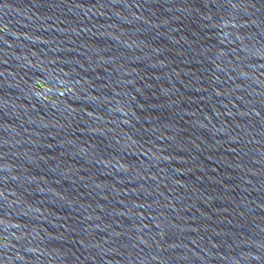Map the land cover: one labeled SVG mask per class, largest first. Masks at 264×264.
<instances>
[{
    "label": "water",
    "instance_id": "water-1",
    "mask_svg": "<svg viewBox=\"0 0 264 264\" xmlns=\"http://www.w3.org/2000/svg\"><path fill=\"white\" fill-rule=\"evenodd\" d=\"M0 264H264V0H0Z\"/></svg>",
    "mask_w": 264,
    "mask_h": 264
}]
</instances>
